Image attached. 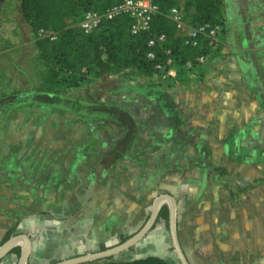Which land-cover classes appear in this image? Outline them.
<instances>
[{
	"label": "crops",
	"instance_id": "crops-1",
	"mask_svg": "<svg viewBox=\"0 0 264 264\" xmlns=\"http://www.w3.org/2000/svg\"><path fill=\"white\" fill-rule=\"evenodd\" d=\"M224 13L202 62L162 74L129 67L78 100L31 93L0 110V243L10 229L27 237L26 264L98 250L166 191L190 264H264V0H228ZM216 159L245 171L209 174ZM11 250L0 264H18Z\"/></svg>",
	"mask_w": 264,
	"mask_h": 264
},
{
	"label": "trees",
	"instance_id": "trees-1",
	"mask_svg": "<svg viewBox=\"0 0 264 264\" xmlns=\"http://www.w3.org/2000/svg\"><path fill=\"white\" fill-rule=\"evenodd\" d=\"M23 18L34 32V47L44 64L59 66L68 76L95 68L98 76H106L113 70L137 67L142 73L148 74L156 70L155 64L166 58L159 46L150 47L148 40L154 33H164L166 41L163 48L170 49L179 63L195 62L201 54L209 53L207 40L204 39L196 46L183 44L182 38L176 35L175 22L168 16L169 8L174 5L173 0H156L159 3V12L154 16L150 31L132 33L131 19L128 16H119L101 28L85 32L78 24L86 10L103 11L118 0H84L82 7L75 4V0H18ZM186 7H193L194 11L188 22L190 27L213 22L220 17L217 0H190ZM68 16H74L67 20ZM39 29L54 32L55 37L38 34ZM154 50V59H147L145 53ZM86 70V71H87ZM164 219L168 225V207L163 204L158 218ZM12 229L5 234V241L12 234ZM11 252L19 255L17 247ZM94 264H171L167 260L148 255L137 257L129 262H117L109 259L93 262Z\"/></svg>",
	"mask_w": 264,
	"mask_h": 264
},
{
	"label": "rangeland",
	"instance_id": "rangeland-1",
	"mask_svg": "<svg viewBox=\"0 0 264 264\" xmlns=\"http://www.w3.org/2000/svg\"><path fill=\"white\" fill-rule=\"evenodd\" d=\"M173 1L174 5L180 6L185 11V19L188 25V22L191 19V15L194 11L193 7H186L187 2H189L190 0ZM225 1L227 2L228 0H217L218 12L221 17L223 16V14H225ZM82 2H84V0H75V4L79 7H82ZM73 17L74 16H68L67 20H71ZM34 37V32L31 30L28 22L23 18L21 14L19 1L0 0V110L2 111V113L7 112L9 109H11L12 106L16 105V102L23 100V98H21L22 96L27 97V95L31 93L57 95L65 98V100H73V98H76L78 100L79 97L84 94V90L87 91V89L90 88V83H92L93 85H99L100 87L102 81H105L111 73L123 70H113L108 75L101 77L96 74L94 67H90L85 72H79L74 76H68V73H66L64 69H61V67L52 66V64H44L42 59L39 57L38 52L35 51L36 49H33L34 46L32 41ZM175 61L178 63V60ZM131 68L134 73H138L137 71L139 68L137 70L135 69V67ZM139 71L141 72L140 69ZM98 94L99 96L103 95L101 94V91ZM33 95L29 97L32 98L34 97ZM106 100H110V98L108 97V99L106 98ZM102 104L104 110L109 111L111 109L108 106L110 105L109 102H103ZM119 122H124L127 125L129 124V126L131 125V123H129V121H127V119L125 118L119 119ZM104 124H109V120H104ZM130 130H132V126ZM129 139H131L130 135L124 136L123 142L120 144L121 149H124L118 153V157H122L124 153H128L127 147H129L130 144L128 145L127 142L130 141ZM42 152L43 155H46L48 153V150H42ZM106 153L107 151H104V155ZM214 153L216 155V158L217 155L222 154V152L220 151ZM115 156L113 155L112 157ZM130 156L133 157V155ZM236 156L239 157L240 155L238 154ZM247 156L248 155H243L244 158ZM236 161L237 162H235L234 167L231 166L230 169L227 168L225 169L226 171H224V169H222L220 165L221 163L217 160L215 168H208L209 174H224L229 176L232 174L243 173L245 170L242 172V170L239 168L240 163L238 161L240 160L237 159ZM169 168L174 171L177 167L170 166ZM261 171L262 175H264V156ZM220 185H222V183L214 185L216 191L218 190V186ZM164 192L166 191H156L153 194V196L150 198L149 208L147 209L146 214L143 215V219L136 225H134L128 233L122 234V237L114 240L113 244L110 246H103L98 250L89 252H95L117 245L118 243L135 233L147 219L150 213L152 201L155 196ZM12 204H14L13 200H9L8 212L10 211L9 208L12 206ZM181 225L182 229H184L183 222H181ZM162 249H165L167 251L162 255L165 257V259H169V263L180 264L173 250L168 225H166L164 219H162L161 221H157L153 225L151 230H149V232H147L142 239L138 240L129 248L113 254L108 258H103L83 264H94L93 262L106 259L126 263L131 261L134 257L143 255L147 256L148 254L153 255L154 253L158 252L160 253L162 252Z\"/></svg>",
	"mask_w": 264,
	"mask_h": 264
},
{
	"label": "built area",
	"instance_id": "built-area-1",
	"mask_svg": "<svg viewBox=\"0 0 264 264\" xmlns=\"http://www.w3.org/2000/svg\"><path fill=\"white\" fill-rule=\"evenodd\" d=\"M159 3L156 0H118L117 3L109 6L103 11H97L93 9L86 10L81 16L78 24L83 28L85 32L95 31L101 28L105 23L113 21L119 16H128L131 19L130 31L132 33H139L144 31H150L152 28V21L154 16L159 12ZM168 16L175 22L176 35L182 38V42L188 46H196L204 39L207 40L209 49L214 48L219 40V34L223 30V19L219 17L213 22L205 23L197 27H190L187 25L185 19V11L183 8L177 5H173L169 8ZM40 35H48L50 38H54L55 34L52 31L39 29ZM166 35L164 33H154L148 40L150 47L159 46L166 58L163 62L155 64L156 70L154 73L162 74L165 68L172 65H179L175 56L171 54L170 49L163 48V44L166 41ZM156 53L150 49L145 53L147 59H154ZM206 58V54H201L195 58V62L186 61L183 65H191L193 63L202 62ZM87 69L82 68L81 72H85Z\"/></svg>",
	"mask_w": 264,
	"mask_h": 264
},
{
	"label": "water",
	"instance_id": "water-1",
	"mask_svg": "<svg viewBox=\"0 0 264 264\" xmlns=\"http://www.w3.org/2000/svg\"><path fill=\"white\" fill-rule=\"evenodd\" d=\"M163 204H166L168 207V230L173 250L180 264H190L181 247L177 234L176 199L171 193L167 192L160 193L155 196L152 201L150 213L144 224L135 233H133L131 236L127 237L117 245L95 252H87L84 254L64 258L51 264H83L103 258H108L113 254L129 248L138 240L142 239L146 235V233L151 230L158 218L160 208ZM17 243L21 244L18 264H26L30 252V243L27 237L20 234L12 235L0 244V258L8 253L11 248Z\"/></svg>",
	"mask_w": 264,
	"mask_h": 264
}]
</instances>
